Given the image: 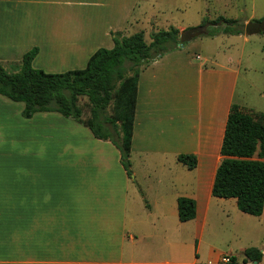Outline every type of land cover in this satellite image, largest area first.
Listing matches in <instances>:
<instances>
[{"label":"crops","instance_id":"obj_1","mask_svg":"<svg viewBox=\"0 0 264 264\" xmlns=\"http://www.w3.org/2000/svg\"><path fill=\"white\" fill-rule=\"evenodd\" d=\"M102 7L100 0H0V63L13 70L38 48L35 69H85L97 50L114 48L112 33L133 35L130 15L92 10ZM243 36L247 43L245 34L211 37L221 42L209 53L204 41H191L142 68L131 177L112 142L56 112L27 119L23 103L0 95V264H203L208 248L209 264L224 255L242 264L251 248L264 264V211L251 216L235 199L212 195L231 107L264 114L237 103L242 62L226 38ZM180 155H194L197 167L180 163ZM182 197L197 206L185 223ZM224 216L227 235L219 232ZM227 236L251 243L241 260L214 247V240L230 242Z\"/></svg>","mask_w":264,"mask_h":264},{"label":"trees","instance_id":"obj_2","mask_svg":"<svg viewBox=\"0 0 264 264\" xmlns=\"http://www.w3.org/2000/svg\"><path fill=\"white\" fill-rule=\"evenodd\" d=\"M219 22L224 23V29L217 27L205 35L244 34L237 28L236 20L219 18L213 24ZM257 22H264V18ZM112 37L114 48L97 50L82 70L53 74L35 69L33 61L38 48L14 63L17 67L14 72L0 63V95L23 103V116L27 119L39 112H56L83 124L95 138L112 142L131 177L130 159L142 68L179 49L180 33L176 28L158 31L151 35L150 44L143 31L131 36L112 33ZM84 98L90 112L87 119L84 106L80 105ZM256 153L258 159H255ZM221 155L213 197L235 199L242 213L260 217L264 211V114L247 112L234 104L228 116ZM178 160L191 170L197 167L194 155H180ZM178 209L182 223L197 216L196 202L191 198H180ZM245 257L244 264L261 263L263 254L251 248L245 251Z\"/></svg>","mask_w":264,"mask_h":264},{"label":"rangeland","instance_id":"obj_3","mask_svg":"<svg viewBox=\"0 0 264 264\" xmlns=\"http://www.w3.org/2000/svg\"><path fill=\"white\" fill-rule=\"evenodd\" d=\"M104 7L92 8L93 11L105 13L117 11L124 16L130 15L129 34H134L141 30L147 31V43H151V35L158 31H168L172 28L185 27L177 29L179 33L205 26L208 23L213 24L219 18L238 21L239 26L245 34V27L249 22H257L264 18V0H100ZM219 26H211L208 30L225 28L223 22H219ZM217 23V24H219ZM215 24V25H217ZM214 25V24H213ZM195 26V27H194ZM156 29V31L154 30ZM225 35V34H223ZM244 37L226 38V41L233 43L231 48V55L242 62V71L239 81V88L237 93V103L241 104L249 110V108H263L264 105L260 100V92H264V35L246 36L247 43H244ZM229 39V40H228ZM204 41L206 52H212L221 40L212 41L211 37L203 35L195 38L192 41ZM190 43V42H188ZM188 43L185 45L187 46ZM184 45V46H185ZM183 46V47H184ZM248 71L245 73L244 69ZM15 69L9 70L14 72ZM87 99H81L80 105L84 106V118L90 116L89 109L85 106ZM21 105V104H20ZM23 105V104H22ZM141 186V185H140ZM144 186V185H143ZM235 200H230L224 205V209L228 210ZM242 215V214H239ZM227 218L224 216L219 223L220 234H228L229 226H227ZM192 227V226H189ZM195 227V226H194ZM193 228V227H192ZM195 228L187 232V240H191L194 236ZM228 237V236H227ZM212 226L209 222L206 232L205 240L208 245L212 244ZM227 241L214 240V247L217 252L228 253L232 251L237 258L241 260L243 248H250L247 240H231L228 237ZM193 242V241H192ZM190 245V243H189ZM194 248L190 250V257H193ZM210 248H208L207 255L202 259L203 264H209L213 261L209 257ZM189 256V255H188ZM187 258L186 261H190Z\"/></svg>","mask_w":264,"mask_h":264},{"label":"water","instance_id":"obj_4","mask_svg":"<svg viewBox=\"0 0 264 264\" xmlns=\"http://www.w3.org/2000/svg\"><path fill=\"white\" fill-rule=\"evenodd\" d=\"M221 23L217 25H213L211 23L206 24L205 26L196 27L192 29L185 30L180 33L179 41L180 46L183 47L186 43L191 42L195 38L201 37L205 35L211 26H219ZM264 33V22H249L245 27V35L246 36H254ZM251 264H259L258 261H254Z\"/></svg>","mask_w":264,"mask_h":264},{"label":"built area","instance_id":"obj_5","mask_svg":"<svg viewBox=\"0 0 264 264\" xmlns=\"http://www.w3.org/2000/svg\"><path fill=\"white\" fill-rule=\"evenodd\" d=\"M220 263L221 264H239V263H237V261L235 262L234 258L232 256H230V255H224L221 258V262ZM242 264H244V263H242Z\"/></svg>","mask_w":264,"mask_h":264}]
</instances>
